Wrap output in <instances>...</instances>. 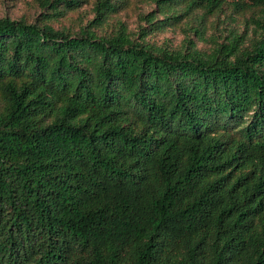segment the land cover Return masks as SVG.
Segmentation results:
<instances>
[{"label": "trees", "instance_id": "obj_1", "mask_svg": "<svg viewBox=\"0 0 264 264\" xmlns=\"http://www.w3.org/2000/svg\"><path fill=\"white\" fill-rule=\"evenodd\" d=\"M149 1L136 32H97L123 0L0 16V264H264V0ZM225 7L249 37L146 39Z\"/></svg>", "mask_w": 264, "mask_h": 264}, {"label": "rangeland", "instance_id": "obj_2", "mask_svg": "<svg viewBox=\"0 0 264 264\" xmlns=\"http://www.w3.org/2000/svg\"><path fill=\"white\" fill-rule=\"evenodd\" d=\"M96 0H81L78 6L68 8L62 15L44 18L40 0H0V16L8 15L11 18H23L32 21L36 18L45 20L56 28H65L71 32L77 31L85 25L94 15L92 6ZM117 10L111 13L107 21L97 28L98 33L110 32L122 22L129 31L136 32L140 25L146 24L141 17V12L150 9L149 0H123ZM250 10L236 12L225 7L215 14L204 17L200 28L203 36L197 37L193 33L196 22L190 18H183L180 22L157 30L146 35V39L156 45L167 46L171 49H185L191 45L188 37L193 39L195 47L209 51L217 42L227 41L231 31L244 32L245 39L249 37L252 23L247 22Z\"/></svg>", "mask_w": 264, "mask_h": 264}]
</instances>
